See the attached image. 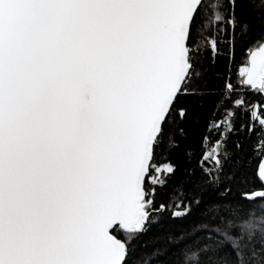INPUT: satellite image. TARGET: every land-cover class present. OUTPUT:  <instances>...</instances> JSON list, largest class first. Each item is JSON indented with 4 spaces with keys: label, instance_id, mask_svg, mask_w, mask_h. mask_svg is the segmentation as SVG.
Returning <instances> with one entry per match:
<instances>
[{
    "label": "snow or ice",
    "instance_id": "1",
    "mask_svg": "<svg viewBox=\"0 0 264 264\" xmlns=\"http://www.w3.org/2000/svg\"><path fill=\"white\" fill-rule=\"evenodd\" d=\"M203 7L204 0H0V264H126L150 222L155 187L146 185H163L153 173L173 171L154 163L155 152L199 75L193 42ZM213 7L234 30L235 0ZM243 75L264 93V47ZM235 119L226 110L224 121ZM241 199L264 211V187ZM259 220L264 225V215ZM222 223L215 233L243 264L242 249L257 232L264 240V227L251 218Z\"/></svg>",
    "mask_w": 264,
    "mask_h": 264
},
{
    "label": "trees",
    "instance_id": "2",
    "mask_svg": "<svg viewBox=\"0 0 264 264\" xmlns=\"http://www.w3.org/2000/svg\"><path fill=\"white\" fill-rule=\"evenodd\" d=\"M215 3L204 0L197 18L193 52L199 75L189 94L176 102L163 143L155 152L154 163L170 165L173 171L153 173L165 180L163 185H146V191L155 187L150 222L129 245L126 264H186V257L196 251L198 264H241L236 251L214 229L223 228L222 221L246 218L264 227L259 220L264 211L241 199L242 191L264 187L256 172L264 152V115L258 112L264 107V93L247 86L241 74L249 54L264 42V0H235L239 24L234 30L226 18L216 20ZM221 11L230 14L231 9ZM213 41L218 42L216 50ZM240 100L243 107L237 106ZM252 105L257 108L247 111ZM226 110L236 116L231 126L224 121ZM221 155L222 167L216 163ZM113 234L123 239L122 232ZM206 245L211 247L205 250ZM242 253L243 264H264L259 232Z\"/></svg>",
    "mask_w": 264,
    "mask_h": 264
},
{
    "label": "water",
    "instance_id": "3",
    "mask_svg": "<svg viewBox=\"0 0 264 264\" xmlns=\"http://www.w3.org/2000/svg\"><path fill=\"white\" fill-rule=\"evenodd\" d=\"M256 172H257V175L259 176V178L261 180H264V176L261 175V174H264V152H263V154H262V156H261V158L257 164Z\"/></svg>",
    "mask_w": 264,
    "mask_h": 264
},
{
    "label": "rangeland",
    "instance_id": "4",
    "mask_svg": "<svg viewBox=\"0 0 264 264\" xmlns=\"http://www.w3.org/2000/svg\"><path fill=\"white\" fill-rule=\"evenodd\" d=\"M262 47H264V42L262 43V45H261L259 48L254 49V50L249 54L248 59H247V64L244 65V66L241 68V74H242V75H243V69H244L245 67L250 66L251 58H252V54H253V53H258L259 50H260ZM243 76H244V75H243ZM244 79H246L245 76H244Z\"/></svg>",
    "mask_w": 264,
    "mask_h": 264
}]
</instances>
